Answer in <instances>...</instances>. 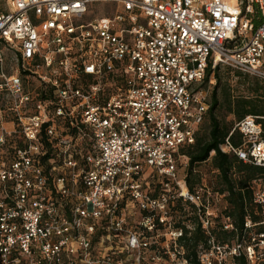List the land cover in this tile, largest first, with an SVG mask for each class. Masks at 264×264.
Segmentation results:
<instances>
[{"label": "built area", "instance_id": "obj_1", "mask_svg": "<svg viewBox=\"0 0 264 264\" xmlns=\"http://www.w3.org/2000/svg\"><path fill=\"white\" fill-rule=\"evenodd\" d=\"M3 50L26 83L0 70L14 115L12 129L0 121V264H192L197 226V264H264V182L259 219L239 230L216 212L225 194L177 178L209 107L207 67L264 81V0H4L0 64ZM257 118L220 151L264 167Z\"/></svg>", "mask_w": 264, "mask_h": 264}, {"label": "trees", "instance_id": "obj_2", "mask_svg": "<svg viewBox=\"0 0 264 264\" xmlns=\"http://www.w3.org/2000/svg\"><path fill=\"white\" fill-rule=\"evenodd\" d=\"M251 19L255 25L263 21L257 9H255V15H252ZM235 73L239 77L250 78L249 74L238 70ZM211 75L215 79V84L205 118L197 131L194 143L182 146L179 152L187 157L188 160L185 178L190 189L199 181L198 176H192L194 167L210 159V164L217 171L221 185L217 192L225 194L227 206L224 214L231 218L237 229L242 230L246 215L249 214L254 221L259 219V216L253 214L252 192L259 182H262V180L264 182V167L254 166L238 159L233 154L220 151L219 144L224 142L233 125L223 123L216 115L215 110L222 103V106H225L227 111L233 114L237 121L246 115L257 116V121L264 128V119L261 118L264 117V83L261 82L263 80L257 77L252 78V84H250V92L252 94L233 97L229 92L220 89L222 78L219 74V66L214 69L208 66L204 81L207 82ZM219 92L222 102H220ZM207 117L208 119L205 123ZM203 124L205 125L204 132L200 134L199 131ZM230 138L233 144H238L239 139L236 133ZM212 151L213 154H211ZM47 158L48 154L45 156V160ZM228 236H230L229 233H217V239L219 240H224ZM202 241H204V235L199 226L195 228L190 237L184 238L186 257L192 264H197V245ZM237 261L238 264H246L243 258H239Z\"/></svg>", "mask_w": 264, "mask_h": 264}, {"label": "rangeland", "instance_id": "obj_3", "mask_svg": "<svg viewBox=\"0 0 264 264\" xmlns=\"http://www.w3.org/2000/svg\"><path fill=\"white\" fill-rule=\"evenodd\" d=\"M3 1L4 0H0V8L2 7ZM102 7H106V5ZM241 8L243 9V4L241 5ZM252 15H255V7L253 8V12L251 13V16ZM0 70H3L5 75L18 74L22 77L24 84L26 83L25 82L26 79L22 76V73L20 72V69L18 68L16 64L14 51L12 50L2 51V63L0 64ZM235 72L236 70H234L230 66H227V65L219 66V74L222 78L220 89H222V91L225 90L226 92H229V94L232 95L233 97L251 95L252 93L250 92L251 90L250 84H252V78H255V76L249 75L250 78L245 79V78L237 76ZM209 80H212L215 84V79L213 78L212 75L209 77L208 81ZM261 82L264 83V81H261ZM36 86H38V83L36 81H33V88ZM218 95L220 98V102H222L220 92L218 93ZM215 113L223 123L234 125V123L237 121L235 116L229 113L225 106H222V103L219 104V106L215 110ZM207 119L208 117L206 118L205 123L207 122ZM0 121L3 122V124L8 129L14 128V125H13L14 115L12 111L9 109V103L0 107ZM204 124L200 128V131H199L200 134L204 132V127H205ZM18 138L19 137L15 136V137L8 139V142L4 148V151L1 154L3 159L9 160L10 158L9 153L12 150V148L15 145H20ZM186 168H187V165L185 166L179 165V168L177 169L178 179H181L183 174L186 173ZM193 172H194L192 175L193 177H197V176L199 177V181L195 183L194 187L203 182V183H206L214 191H217L218 188H220L221 185L218 180L217 171L214 168H212L210 164V159L200 164H197L194 167ZM215 203H216L215 209H216L217 214L218 215L224 214V210L227 206L225 197L222 199H219ZM215 221L217 222L216 224L218 225L220 221L219 217ZM216 232L219 234L221 233L218 228L216 229Z\"/></svg>", "mask_w": 264, "mask_h": 264}, {"label": "bare ground", "instance_id": "obj_4", "mask_svg": "<svg viewBox=\"0 0 264 264\" xmlns=\"http://www.w3.org/2000/svg\"><path fill=\"white\" fill-rule=\"evenodd\" d=\"M229 2H231L232 4L235 2V0H228Z\"/></svg>", "mask_w": 264, "mask_h": 264}]
</instances>
